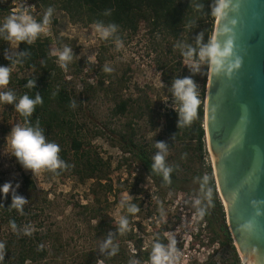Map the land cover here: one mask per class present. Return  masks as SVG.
<instances>
[{
  "label": "rangeland",
  "instance_id": "1",
  "mask_svg": "<svg viewBox=\"0 0 264 264\" xmlns=\"http://www.w3.org/2000/svg\"><path fill=\"white\" fill-rule=\"evenodd\" d=\"M8 5L9 10L3 14L5 19L0 24V33H3L1 45L4 46V55L10 59L7 66L15 69L14 55L17 51V42L7 38L8 32L2 26L9 16L24 14L31 16L38 24L41 23L37 19H42L43 25L44 15L48 10L31 0H9ZM51 9L49 23L46 26L47 34L41 32L39 35L50 38V51L53 54L63 51L64 47L70 49L72 58L65 62L63 72L83 109L79 110V114L88 127L87 135L99 154L109 162L107 178L102 179L110 182L111 190L103 194L100 189H96L94 198L91 191V186L95 187L92 178L79 181L73 175L66 174L59 178L45 174L44 170L34 173L31 169L24 168L17 158L11 155L6 138L12 127L20 122L14 113H10L4 121L1 116L3 105L0 104V181L3 184L10 182L14 192H19L25 203L29 201L31 211L35 214L23 218L21 226L46 232L47 236L43 239L42 245L53 251V254L48 253L45 259L36 264H83V253L90 255L88 264H106L100 256L94 255L109 241L120 242L126 257L124 264H152L153 249L150 245L153 241L152 235L158 233H162L166 239L164 245L166 251L171 242L175 241L178 256L175 264H202L207 258L219 263L226 258L227 252L215 241H209L210 232L197 213L199 209L197 191L184 192L153 184L143 173L138 161L119 148L109 130L123 128L124 123L130 120L135 130V139L146 142L148 147H153L154 155L161 152V149L156 147L158 142L164 141L163 138L157 137L161 135L160 120L156 122L155 117L149 120L146 115L136 116L132 114L133 109L136 103L142 102V97L152 103L154 110L174 105L170 102L172 98H167L169 88L165 87V82L161 80L160 69L156 66L157 59L168 60L174 67L171 72L177 74V79L190 78L188 72L198 70L199 63L192 59L172 56L166 51L169 40L151 36L143 29L135 32L115 30L105 39L96 30L98 24L72 20L57 6L52 5ZM72 60L92 62L93 76L71 71L73 67L69 62ZM56 61L60 64L58 55ZM105 67L110 68L111 72H105ZM23 72L20 71L19 74ZM100 72L103 82L97 85L95 78ZM83 79L100 88H95L92 92L90 90L83 92L81 90ZM193 83L197 91V82ZM112 94L136 97L137 101L131 111L112 114ZM201 124L205 129L203 118ZM98 128L99 132H92ZM203 141L205 153L202 162L211 168L215 193L228 227L224 201L215 183L206 130L203 133ZM175 153L172 146L166 147L163 152L164 161L171 163L175 159ZM185 163L186 166L180 167L177 171L178 175H189L195 160L190 159ZM24 175L34 184L30 191L24 190L22 180ZM125 194L130 199H123ZM129 201L133 202L138 211L127 221V227L122 229L117 223L125 211L124 203ZM99 223L104 229L100 233L97 231ZM7 231L9 230L4 225H0V241L7 237ZM127 234L130 237L123 239ZM232 242L240 258L233 237ZM54 244L56 248L52 246Z\"/></svg>",
  "mask_w": 264,
  "mask_h": 264
},
{
  "label": "trees",
  "instance_id": "2",
  "mask_svg": "<svg viewBox=\"0 0 264 264\" xmlns=\"http://www.w3.org/2000/svg\"><path fill=\"white\" fill-rule=\"evenodd\" d=\"M36 5H41L47 10L53 6L64 10L72 20H83L93 22L108 28L109 25H116L115 30H129L135 32L143 29L151 36H159L169 40L166 51L172 56L188 58L199 63V69L189 71L190 79L197 82V95L201 100L197 117L188 124H184L179 115V101L173 92V83L177 74L171 63L165 59H157L156 66L160 69V77L164 86L169 88L167 98L174 105L154 110L152 103L142 97L141 103H136V97H122L112 94V114H123L131 111L133 104L136 107L133 113L136 116L146 115L149 120L155 117L156 122L160 120L161 130L159 139L163 138L166 147H173L175 159L171 163H165L170 168L168 179L165 180L161 171L153 169L154 152L153 147H148L144 141L135 139V130L131 121L127 120L123 128H110L113 140L119 145L123 152H127L140 164L143 173L156 186H163L175 190L191 191L196 190L198 195L199 217L204 221L209 230V241L224 248L227 252L226 258L216 263L215 260L207 258L202 264H240L231 233L226 225L224 211L216 196L211 168L202 162L204 151L202 126L203 96L207 75L208 62L201 60L200 49L211 39L212 27L215 16L212 13L216 6V0H31ZM9 0H0V24L4 20V13L8 12ZM42 19H37L42 24ZM3 27V26H2ZM3 33H0V65L10 69L9 83L0 88V92L11 91L16 100L13 103H0L3 105L1 116L5 121L10 113H14L20 125L26 123L32 127H39L46 142H55L60 147L59 158L66 164L65 168H58L53 171L44 170L45 174L62 178L64 175H73L79 181L87 178L94 180L95 187L91 191L96 198V189L103 194L111 190L110 182L103 181L107 178L106 170L109 162L103 158L92 144L88 127L85 126L80 117L79 99L74 89L69 84V79L63 72V68L56 61V55L51 50V42L48 36L41 37L39 33L29 43L27 40L17 42V51L14 55L15 69L7 66L9 57L4 55V46L1 45ZM74 73H84L85 76H93L94 65L87 60H72L69 62ZM84 68V69H83ZM20 71H24L19 74ZM96 84H102V73L95 78ZM29 81H33L31 87ZM82 91L91 92L100 86L82 80ZM108 86V85H107ZM27 94L30 99L35 100L36 96L41 97V103L34 105L32 114L25 118L15 109V103L19 98ZM117 97V98H116ZM138 97V96H137ZM140 98V97H138ZM144 99V101H143ZM141 100V99H140ZM73 104L75 106H73ZM88 131V132H87ZM99 132V128L92 130ZM91 132V133H92ZM92 133V134H93ZM194 159L195 165L190 169L189 175H178L180 167L186 166V161ZM25 191L33 189L34 184L28 176H23ZM3 183L0 181V186ZM93 188V189H92ZM23 192V191H22ZM13 195L20 196L19 192L9 191L7 195L0 193V225H4L9 231L7 237L0 241L4 244L3 260L0 264H36L53 254L47 247L42 245L46 232L38 229H29L26 232L22 227L23 218L34 215L31 211L29 201L23 204L20 209L12 207ZM30 200V196H28ZM86 207L85 204H83ZM125 211L120 219L129 220L134 214L128 209L133 205L132 201L124 203ZM202 213V214H201ZM15 224V228L12 225ZM119 226L120 221L117 223ZM98 232L104 231L103 225L98 224ZM127 234L123 239L129 238ZM151 249L159 243L165 245L166 239L162 233L152 235ZM54 248L57 246L52 245ZM139 247V246H138ZM115 249V252H113ZM52 256V255H51ZM94 256H100L106 264H124L126 259L120 242H110L99 249ZM148 257V254L145 253ZM89 254L83 253V264H88ZM95 258V257H94Z\"/></svg>",
  "mask_w": 264,
  "mask_h": 264
},
{
  "label": "water",
  "instance_id": "3",
  "mask_svg": "<svg viewBox=\"0 0 264 264\" xmlns=\"http://www.w3.org/2000/svg\"><path fill=\"white\" fill-rule=\"evenodd\" d=\"M214 36L221 47L231 40L233 55L219 72L207 66V147L242 264H264V0H231Z\"/></svg>",
  "mask_w": 264,
  "mask_h": 264
},
{
  "label": "clouds",
  "instance_id": "4",
  "mask_svg": "<svg viewBox=\"0 0 264 264\" xmlns=\"http://www.w3.org/2000/svg\"><path fill=\"white\" fill-rule=\"evenodd\" d=\"M231 0H216V6L213 8L212 13L217 18H223L226 15V10L229 7ZM52 9L49 8L44 15L43 25L38 24L31 16L24 14L20 16L11 15L7 18L4 24V29L8 32V39L15 42L27 40L31 43L38 33L44 32L47 34L46 26L49 23V17ZM234 23V21H233ZM116 29V25H109L108 28H102L100 25H96V30L100 33L102 38H108L112 32ZM223 31H228L227 28ZM58 55L60 67L65 68V62L71 60L70 49L64 47L63 51L54 53ZM233 55L232 41L228 40L223 47L217 41L216 37H212L209 42L203 45L200 49V58L208 62L209 66L214 72H219L225 67V63L229 60V57ZM240 59L227 64V70L231 72L232 69L240 66ZM105 72H111L110 68L105 67ZM10 69L8 67L0 66V87L6 86L9 83ZM33 81H29L28 86L31 87ZM174 96L179 101V115L184 124L191 123L198 115V109L201 104L195 85L190 78L176 79L172 85ZM16 97L11 91L0 92V103H13ZM41 97L36 96V99H30L27 94L19 98L15 103V109L23 117H29L34 111V105L40 104ZM73 106H75L73 104ZM7 143L10 146V153L14 155L17 160L26 169H31L34 173L41 172L43 170H49L55 172L58 168H65L66 164L59 158L60 147L55 142H46L45 137L42 134V130L37 127L16 124L12 127L11 132L6 137ZM156 147L161 149L154 156L153 169L161 171L165 180L168 179V174L171 171L170 168L165 167L164 163V150L166 148L163 142H158ZM12 189L10 182H6L0 186V193L7 195ZM14 193V189H12ZM123 199L127 200L130 197L127 194ZM26 201L20 197L13 195L12 207L20 209ZM130 212H137L138 209L132 206L128 209ZM202 214V213H201ZM127 220L120 219V225L123 228L127 227ZM15 228V224L12 225ZM30 233L29 229H25ZM110 243V241L108 242ZM107 247V244H105ZM4 244L0 243V261L3 260ZM115 252V249H113ZM178 256L176 255L175 241L173 240L166 251L164 246L157 243L153 247V253L151 256L152 264H175Z\"/></svg>",
  "mask_w": 264,
  "mask_h": 264
},
{
  "label": "bare ground",
  "instance_id": "5",
  "mask_svg": "<svg viewBox=\"0 0 264 264\" xmlns=\"http://www.w3.org/2000/svg\"><path fill=\"white\" fill-rule=\"evenodd\" d=\"M206 98V97H205ZM204 124H205V121H204ZM205 126V125H204ZM224 205H225V203H224Z\"/></svg>",
  "mask_w": 264,
  "mask_h": 264
}]
</instances>
